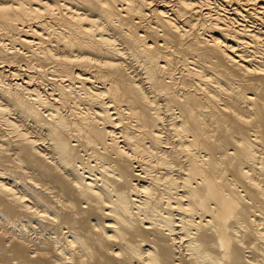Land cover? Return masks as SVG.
<instances>
[{"label":"bare ground","instance_id":"bare-ground-1","mask_svg":"<svg viewBox=\"0 0 264 264\" xmlns=\"http://www.w3.org/2000/svg\"><path fill=\"white\" fill-rule=\"evenodd\" d=\"M0 264H264V0H0Z\"/></svg>","mask_w":264,"mask_h":264}]
</instances>
